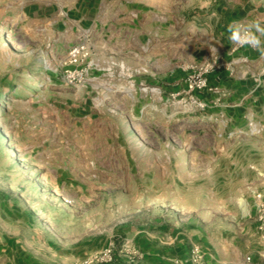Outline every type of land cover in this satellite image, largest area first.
Segmentation results:
<instances>
[{"label":"rangeland","instance_id":"1","mask_svg":"<svg viewBox=\"0 0 264 264\" xmlns=\"http://www.w3.org/2000/svg\"><path fill=\"white\" fill-rule=\"evenodd\" d=\"M0 264H264V0H0Z\"/></svg>","mask_w":264,"mask_h":264}]
</instances>
